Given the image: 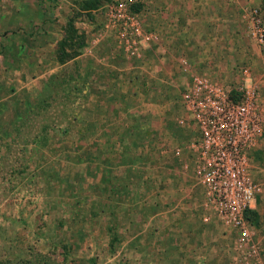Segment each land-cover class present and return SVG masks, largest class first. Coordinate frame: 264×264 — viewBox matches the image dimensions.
Wrapping results in <instances>:
<instances>
[{"label": "crops", "instance_id": "obj_1", "mask_svg": "<svg viewBox=\"0 0 264 264\" xmlns=\"http://www.w3.org/2000/svg\"><path fill=\"white\" fill-rule=\"evenodd\" d=\"M59 1L52 14L45 11L42 0H21L15 5L17 25L22 28L14 32L22 50L15 69L31 73L18 88L30 99L19 103L16 99L12 108L29 102L35 111L47 110L44 119L55 112L59 120L48 130L52 138L47 144L33 145L51 154L63 153L69 167L79 168L85 184L81 186L82 214L91 217L97 209L103 220L113 222V231L120 232L108 261L224 264L208 251L221 245L218 225L234 231L201 211L195 180L190 172L184 173L188 159L184 133L171 127L172 111L161 91H156L161 89L153 85L162 88L178 81L183 58L197 69L221 71L229 62L228 43L239 30V0H141L142 14L161 32L159 42L144 50L142 59H128L117 49L113 34L95 25L97 16L88 17L93 9H81L77 19L70 11L76 3ZM64 8L70 12L62 13ZM64 16L70 19L61 29ZM70 25L73 32L68 34ZM37 26L40 30L31 35L23 32ZM57 86L62 88L59 93ZM27 113L18 116L17 122L24 121ZM166 139L173 145L162 151ZM177 147L183 151L180 158L173 156ZM161 168L176 176L170 192L165 179L155 180ZM182 174L190 187H184ZM109 182L114 187L102 196L101 189ZM120 185L124 190L115 189ZM210 230L214 237L201 244Z\"/></svg>", "mask_w": 264, "mask_h": 264}, {"label": "rangeland", "instance_id": "obj_2", "mask_svg": "<svg viewBox=\"0 0 264 264\" xmlns=\"http://www.w3.org/2000/svg\"><path fill=\"white\" fill-rule=\"evenodd\" d=\"M116 1L72 0L76 4L70 11L73 13L72 16H77L78 19L82 16L81 9L89 6V9L93 10L87 12L88 17L97 16L99 24L95 25L97 28L103 25L104 29L107 8L109 4ZM125 1L130 3L132 10L141 13L146 25L154 26L142 14L141 0ZM18 2L21 0H0V264H101L102 262L119 264L116 260L108 261V257L113 255V250L117 249L116 243L120 235V232L113 231V222L103 220L96 212L97 209L90 214L91 217L81 212V196L84 194L82 187L84 188L85 184L80 181L79 168L69 167L61 156L63 153L59 155L54 151L51 154V151L37 150L33 145L35 143L43 146L49 142V138H52L48 130L58 124L56 113L53 112L51 116L44 119L47 110L35 111L34 104L29 102H25L24 107L17 110L12 108L16 106L14 104L16 99L18 103L30 99V97L26 98L25 91L18 88L20 80L26 77L28 79L31 72L15 69V60L22 51L16 44L18 38L14 33L22 29L17 25L19 14L17 16L15 14L17 9L15 5H18ZM59 2V0H44L42 5L45 11L52 14L60 4ZM239 2L236 9L239 15V30L235 34L236 37H232L228 43L229 62L227 61L221 71L218 70L219 65L215 67L218 70L216 74L191 65L187 74L182 70L183 75L178 81L162 88L159 84L153 85L154 88L161 89L156 91H161L167 100L166 107L172 111L171 127L176 126L175 119L182 111L178 101V91L189 81L190 72L202 73L231 87L241 83L243 80L241 70L246 67L258 87L264 104V44L258 45L253 41L248 33L246 20V15L252 7L259 9L264 20V0H239ZM70 11L66 8L62 9L64 14ZM10 13L13 17L9 16ZM10 18L12 21L8 20ZM68 19H70L69 16H64L61 29ZM38 29L40 30V27L37 26L30 30L23 29V32L29 35ZM156 30L159 38L155 43L159 42L161 35L157 28ZM155 43H151L147 49ZM142 58L143 55L137 59ZM61 90L62 88L57 86L55 92L59 93ZM46 105L45 102L42 108ZM27 112L30 115L24 121L17 122L16 118L24 116ZM182 131L187 141L188 133ZM39 132H43L46 136L40 137ZM169 140L163 141V145L160 146L162 151L168 150L173 145V142ZM69 156H72V153ZM251 170L261 190L256 194L247 216L250 227L255 232L264 252V130L251 153ZM174 177L176 176L171 174L170 170L161 168L155 180L158 182L165 179L166 183L168 182L165 189L170 192L173 190ZM181 177L185 178V183L181 181L184 187L187 185L190 187L188 177L183 174ZM175 182L179 184L178 181ZM111 187H114L113 182L106 183L101 189L102 196L110 192ZM115 189L120 191L124 190V187L120 185ZM92 190L96 191L97 187H93ZM90 204L97 208L96 202L92 201ZM106 227L110 228L106 231L104 229ZM216 230H219L221 242H217L221 245L218 244V248H211L208 252L213 256L218 255L217 258H222L225 261L224 264H231L229 256L235 234L227 232L220 225ZM213 232L210 230L201 244L212 239ZM85 239L87 240L84 241ZM121 256L123 255H119L120 258ZM120 264H128V262Z\"/></svg>", "mask_w": 264, "mask_h": 264}, {"label": "built area", "instance_id": "obj_3", "mask_svg": "<svg viewBox=\"0 0 264 264\" xmlns=\"http://www.w3.org/2000/svg\"><path fill=\"white\" fill-rule=\"evenodd\" d=\"M246 20L253 41L263 45L264 20L259 9L252 7ZM104 23V31L113 34L117 49L128 59L140 58L159 38L156 28L146 25L141 13L125 0L109 4ZM181 64L187 74L189 63L182 59ZM241 73V83L227 87L190 72L189 81L178 91L182 111L175 123L189 136L184 173L190 172L195 180L201 211L234 231L232 264H264L263 249L246 218L261 190L252 174L250 155L263 134L264 104L248 69L242 68ZM182 152L174 148L173 156L180 158Z\"/></svg>", "mask_w": 264, "mask_h": 264}, {"label": "trees", "instance_id": "obj_4", "mask_svg": "<svg viewBox=\"0 0 264 264\" xmlns=\"http://www.w3.org/2000/svg\"><path fill=\"white\" fill-rule=\"evenodd\" d=\"M84 5H86V4H84ZM89 8H90V7L88 6L87 9H89ZM69 27H70V28H68L67 31H68V34H71V33L73 32V27H72L71 25H70ZM249 211H250V210H248V211L246 212V218H247V219H248V216H247V215H248Z\"/></svg>", "mask_w": 264, "mask_h": 264}]
</instances>
